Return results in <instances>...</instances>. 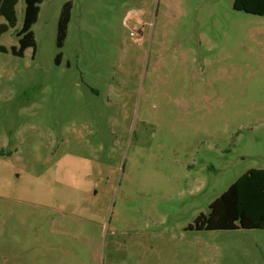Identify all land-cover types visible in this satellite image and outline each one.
<instances>
[{"label": "rangeland", "instance_id": "374dc122", "mask_svg": "<svg viewBox=\"0 0 264 264\" xmlns=\"http://www.w3.org/2000/svg\"><path fill=\"white\" fill-rule=\"evenodd\" d=\"M235 1L43 0L19 57L18 0L0 36V264H264V228L188 229L264 169V15Z\"/></svg>", "mask_w": 264, "mask_h": 264}, {"label": "trees", "instance_id": "16d2710c", "mask_svg": "<svg viewBox=\"0 0 264 264\" xmlns=\"http://www.w3.org/2000/svg\"><path fill=\"white\" fill-rule=\"evenodd\" d=\"M43 0H24L23 21L19 29L15 30L17 46H12L10 52L14 56L22 57L28 48H32L33 56L36 48L35 35L32 26L36 23L40 4ZM18 0H0V36L9 28H15L17 23L16 5ZM238 9L248 10L264 15V0H236ZM71 2H65L61 8L58 22L56 46L62 48L70 20ZM0 52H7L6 47L0 45ZM62 53L56 56V64ZM264 228V169L251 168L237 178L219 197L210 204L208 214L200 213L192 230H237Z\"/></svg>", "mask_w": 264, "mask_h": 264}]
</instances>
